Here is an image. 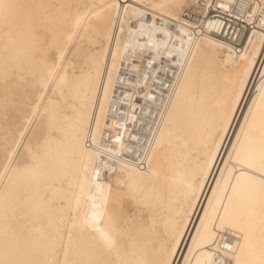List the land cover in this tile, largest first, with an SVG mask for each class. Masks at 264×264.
Here are the masks:
<instances>
[{
	"label": "bare ground",
	"instance_id": "bare-ground-1",
	"mask_svg": "<svg viewBox=\"0 0 264 264\" xmlns=\"http://www.w3.org/2000/svg\"><path fill=\"white\" fill-rule=\"evenodd\" d=\"M7 2L0 261L235 264L240 233L215 218L250 205L258 262L260 195L233 145L252 109L241 155L259 157L264 0Z\"/></svg>",
	"mask_w": 264,
	"mask_h": 264
},
{
	"label": "snow or ice",
	"instance_id": "snow-or-ice-1",
	"mask_svg": "<svg viewBox=\"0 0 264 264\" xmlns=\"http://www.w3.org/2000/svg\"><path fill=\"white\" fill-rule=\"evenodd\" d=\"M18 6L7 2V0H0V15L7 16L13 9ZM261 100L264 101V93L261 94ZM234 109L229 106L228 112H233ZM252 117L250 120L249 117ZM224 120H228V116L224 117ZM255 114L252 112V109H249V116L244 117V124L241 127V133L236 138V144L233 145V151L236 154V163L243 165V168L240 170V175L244 178L245 183L248 185L251 193H259L261 206H262V223H264V124L261 127V148L259 157L255 158L251 155L242 156V150L244 144L249 141L250 133L254 125ZM223 130V126H221ZM243 137V140L241 139ZM238 145L240 147H238ZM214 147V146H213ZM256 173H259L257 176ZM233 194L228 197L229 205L232 204L234 198H237L239 195L240 180L237 178V184L233 185ZM251 202V195H250ZM252 215L251 207L249 205V211L246 214V217L234 216L230 214L228 207L225 208L224 215L217 216L215 219L219 221L218 227L223 228H233L235 232L240 233V240L242 242L237 243L236 247L231 253L235 257V264H264V231H262L261 243H260V260L257 262L254 259H245L243 256L247 255L252 257L255 255L256 249L252 242L251 238V229H252ZM217 225L213 224V229ZM214 234V233H212ZM105 243L107 246H111V240L107 236L104 237ZM238 250V251H237ZM0 264H5L4 261H0ZM167 264V261H165ZM210 264H232V260L224 261H211Z\"/></svg>",
	"mask_w": 264,
	"mask_h": 264
},
{
	"label": "built area",
	"instance_id": "built-area-1",
	"mask_svg": "<svg viewBox=\"0 0 264 264\" xmlns=\"http://www.w3.org/2000/svg\"><path fill=\"white\" fill-rule=\"evenodd\" d=\"M217 14L215 13V12H213V11H210L208 14H207V17L208 18H213V17H215ZM248 32V29L246 30V33Z\"/></svg>",
	"mask_w": 264,
	"mask_h": 264
},
{
	"label": "rangeland",
	"instance_id": "rangeland-1",
	"mask_svg": "<svg viewBox=\"0 0 264 264\" xmlns=\"http://www.w3.org/2000/svg\"><path fill=\"white\" fill-rule=\"evenodd\" d=\"M10 135H11V134L8 132V133L6 134V136H5V138H7V139L10 138Z\"/></svg>",
	"mask_w": 264,
	"mask_h": 264
}]
</instances>
